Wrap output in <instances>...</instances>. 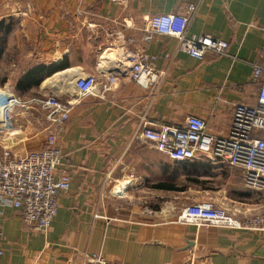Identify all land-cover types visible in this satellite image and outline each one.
Returning a JSON list of instances; mask_svg holds the SVG:
<instances>
[{
	"label": "crops",
	"instance_id": "obj_1",
	"mask_svg": "<svg viewBox=\"0 0 264 264\" xmlns=\"http://www.w3.org/2000/svg\"><path fill=\"white\" fill-rule=\"evenodd\" d=\"M196 1L188 33L227 41L226 54L199 60L175 51L168 61L176 40L157 37L145 50L157 56L161 82H132L124 57L139 47L143 23ZM263 25L264 0H0V94L23 103L3 112L0 153L44 146L36 99H73L84 74L97 75L99 90L113 80L103 95L79 99L58 130L70 186L49 228L25 225L11 208L0 216V264H86L91 253L125 264H264V232L177 221L186 205L208 198L240 217L261 210L264 194L244 186L241 170L202 155L176 162L137 135L145 121L181 125L190 114L226 135L233 104L255 101L251 65L264 56ZM41 65L57 70L32 83L29 71Z\"/></svg>",
	"mask_w": 264,
	"mask_h": 264
},
{
	"label": "built area",
	"instance_id": "obj_2",
	"mask_svg": "<svg viewBox=\"0 0 264 264\" xmlns=\"http://www.w3.org/2000/svg\"><path fill=\"white\" fill-rule=\"evenodd\" d=\"M198 4L199 1L188 4L183 12L155 13L143 23L139 47L127 51L124 57L132 82L145 88H155L161 82L164 71L154 67L157 56L145 50V45L157 37L176 40L175 50L163 55L168 61L174 58L175 51L185 52L199 60L206 54H226L227 41L208 34L188 33ZM127 43L134 41L127 38ZM250 79L257 86L255 101L253 104H233L231 124L226 135L208 132L206 121L193 114L188 115L181 125L145 121L137 135L176 162H187L202 155L240 169L244 186L264 194V56L261 61L252 63ZM112 81V77H107L99 90L97 75L84 74L74 81L76 96L73 99L61 101L54 94L36 99L47 122L45 144L39 149L21 153L8 145L3 146L0 153V216L6 208H11L19 212L25 225L43 231L49 228L57 213V197L70 186L67 169L60 167L65 154L57 143L58 130L63 128L79 99L88 95H103ZM19 104H23L19 99L0 94V132L9 127L8 114L5 117L3 112L11 111ZM177 221L198 227L264 232V207L240 217L225 205L208 198L186 205ZM2 236L0 228V255L3 253ZM86 264L125 263L91 253L86 257Z\"/></svg>",
	"mask_w": 264,
	"mask_h": 264
},
{
	"label": "trees",
	"instance_id": "obj_3",
	"mask_svg": "<svg viewBox=\"0 0 264 264\" xmlns=\"http://www.w3.org/2000/svg\"><path fill=\"white\" fill-rule=\"evenodd\" d=\"M56 67L54 65H49V66H37L29 71L28 74V79L33 82H38L42 80L43 77L49 76L52 73L56 71ZM174 190H178L177 188H174Z\"/></svg>",
	"mask_w": 264,
	"mask_h": 264
},
{
	"label": "rangeland",
	"instance_id": "obj_4",
	"mask_svg": "<svg viewBox=\"0 0 264 264\" xmlns=\"http://www.w3.org/2000/svg\"><path fill=\"white\" fill-rule=\"evenodd\" d=\"M257 193V192H256ZM258 194V193H257ZM261 198H264V195L261 197Z\"/></svg>",
	"mask_w": 264,
	"mask_h": 264
}]
</instances>
